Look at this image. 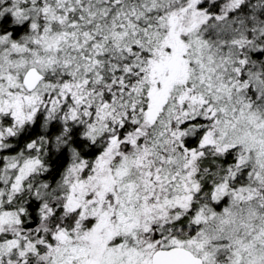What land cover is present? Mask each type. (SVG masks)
I'll use <instances>...</instances> for the list:
<instances>
[{"label":"snow or ice","instance_id":"obj_1","mask_svg":"<svg viewBox=\"0 0 264 264\" xmlns=\"http://www.w3.org/2000/svg\"><path fill=\"white\" fill-rule=\"evenodd\" d=\"M0 264H264V0H0Z\"/></svg>","mask_w":264,"mask_h":264}]
</instances>
